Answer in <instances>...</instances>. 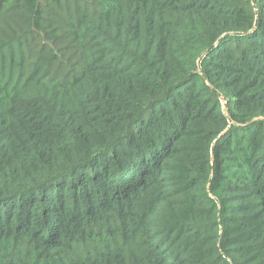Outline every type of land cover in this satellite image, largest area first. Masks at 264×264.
Wrapping results in <instances>:
<instances>
[{
  "label": "trees",
  "instance_id": "trees-1",
  "mask_svg": "<svg viewBox=\"0 0 264 264\" xmlns=\"http://www.w3.org/2000/svg\"><path fill=\"white\" fill-rule=\"evenodd\" d=\"M0 264H264V0H0Z\"/></svg>",
  "mask_w": 264,
  "mask_h": 264
}]
</instances>
